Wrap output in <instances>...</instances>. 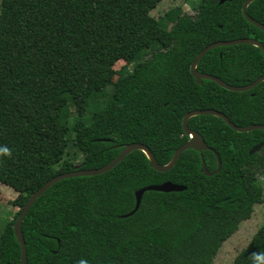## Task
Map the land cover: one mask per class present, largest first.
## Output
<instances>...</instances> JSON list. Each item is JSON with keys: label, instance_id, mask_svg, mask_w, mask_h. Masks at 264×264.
<instances>
[{"label": "trees", "instance_id": "1", "mask_svg": "<svg viewBox=\"0 0 264 264\" xmlns=\"http://www.w3.org/2000/svg\"><path fill=\"white\" fill-rule=\"evenodd\" d=\"M161 0H1L0 161H9V182L19 210L0 232V264H20L14 223L29 199L52 177L75 169L70 147L82 153L79 168L108 164L127 143L147 145L160 164L189 140L184 115L216 109L236 125L264 123V81L231 91L215 81L196 82L191 64L208 44L253 37L264 31L243 15L246 0H199L196 13L170 8L160 19L151 11ZM247 12L264 23V0ZM144 54H147V56ZM133 67L112 81V63ZM197 68L230 85L264 74V52L248 43L208 51ZM109 88L110 91H109ZM91 103L97 105L89 113ZM71 107L65 119L62 108ZM197 130L215 154L185 150L160 172L142 150L111 170L58 181L23 220L26 264H213L218 247L262 199L257 175L264 172V130L239 132L222 118L196 115ZM183 191L148 190L138 210L135 191L164 181ZM264 254V223L233 264H257Z\"/></svg>", "mask_w": 264, "mask_h": 264}, {"label": "water", "instance_id": "2", "mask_svg": "<svg viewBox=\"0 0 264 264\" xmlns=\"http://www.w3.org/2000/svg\"><path fill=\"white\" fill-rule=\"evenodd\" d=\"M226 1H231V0H219L220 3H224ZM253 1L254 0H246L244 2L243 7H242L243 15L249 22H251L252 24H254L255 26H257L258 28H260L261 30L264 31V23L256 20L255 18L250 16L247 12L248 5ZM241 43L253 44V45L261 48L262 51L264 52V43L258 39L253 38V37H242V38H236V39H231V40L214 41V42L208 44L206 47H204L197 54L195 60L191 64V68H190L191 74L195 78L196 82L199 84H203L204 79H210L212 81H215L221 87H224L228 90L246 91V90L252 89L256 85H258L260 82L264 81V74H263L260 77H258L257 79H255L253 82L248 83L246 85H230L215 75L205 73V72H201L198 70V68H197L198 63L200 62L202 57L208 51H210L216 47H220V46H229V45H235V44H241ZM196 115H214V116L220 117L232 129L239 131V132H248V131H252V130H256V129L264 130V123H255V124H251V125L240 126V125H236L224 113H222L216 109H210V108H208V109H194V110L187 112L183 117V129H184L185 134L189 136V140L186 141L185 143H183L182 145H180L176 149L172 159L167 164H160L157 161L154 153L151 151V149L147 145H145L143 143H139V142H131V143H127L126 145H124L122 147L121 152L113 160H111L108 164H106L102 167L84 169V168H79V164H77V165H75L74 170L63 172V173H60V174L52 177L51 179L46 181L39 189H37L36 191H34L30 195L29 199L25 203L24 207L21 209V211H20V213H19V215H18V217L14 223V227H13L14 228V234H15V236H16L19 244H20V247H21V262H20V264H26L27 263V247H26V242L24 240L23 230H22L23 220H24L25 216L27 215L28 211L30 210V208L32 207V205L34 204V202L49 187H51L52 185H54L58 181H61L63 179L70 178V177L93 176V175H98V174L107 172V171L111 170L112 168H114L120 161H122L128 154H130L134 150H142L147 155V157L149 158L150 166L153 169L160 171V172H165V171L170 170L176 164V162L178 161L181 154L189 148H194L195 150L200 151V152L210 150L216 156L217 167L214 170H209L207 168L206 161H205L203 155H201V159H202L201 171L205 175H208V176L218 173L222 167V162H221V159H220L218 152L214 148L210 147L205 142L203 136L197 130L192 129L188 125L189 119L193 116H196ZM263 145H264V143H259V144L255 145L254 147H252V149L250 150V154H253L257 151H260V149L262 148ZM185 189H186L185 185L174 183V182L169 181V180L164 181L160 184H150V185H146L144 187H141L140 189L135 191L136 202H135L134 208L131 211L124 213L121 216L122 217L132 216L138 210V208L141 204V201H142L143 194L148 190L172 192V191H183Z\"/></svg>", "mask_w": 264, "mask_h": 264}, {"label": "rangeland", "instance_id": "3", "mask_svg": "<svg viewBox=\"0 0 264 264\" xmlns=\"http://www.w3.org/2000/svg\"><path fill=\"white\" fill-rule=\"evenodd\" d=\"M199 0H161L156 8L151 11V14L156 19L164 17L165 13L172 7H180L185 13L194 15L196 13ZM1 8V0H0ZM147 54H144V56ZM132 63H128L125 59L120 58L115 60L111 68L113 70L112 81L116 80L123 69L130 71ZM111 88H109L110 91ZM97 109L95 103L89 106V113ZM62 115L65 119L71 118L73 109L71 107L62 108ZM82 153L74 147H70L66 157L76 164L80 163ZM9 161H0V232L3 225L14 217V214L19 210L18 206H14L11 202L16 199L18 192L12 187L9 182L8 171L10 169ZM257 184L262 189V199L253 206L250 216L241 221L237 229L222 241L218 247L214 257L213 264H233L234 259L251 241L253 235L264 223V172L257 175Z\"/></svg>", "mask_w": 264, "mask_h": 264}, {"label": "clouds", "instance_id": "4", "mask_svg": "<svg viewBox=\"0 0 264 264\" xmlns=\"http://www.w3.org/2000/svg\"><path fill=\"white\" fill-rule=\"evenodd\" d=\"M0 153H3V155L5 156L9 154L7 149H0ZM253 255L255 257V260L257 261V264H264V254L254 253ZM79 264H86V262L81 260L79 261Z\"/></svg>", "mask_w": 264, "mask_h": 264}]
</instances>
